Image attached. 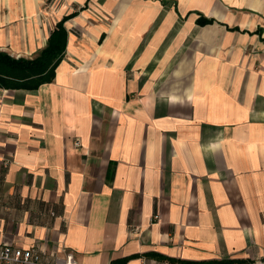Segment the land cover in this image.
<instances>
[{
    "label": "crops",
    "instance_id": "1",
    "mask_svg": "<svg viewBox=\"0 0 264 264\" xmlns=\"http://www.w3.org/2000/svg\"><path fill=\"white\" fill-rule=\"evenodd\" d=\"M70 15L54 80L0 87V246L264 256V0H0V51L37 56Z\"/></svg>",
    "mask_w": 264,
    "mask_h": 264
},
{
    "label": "trees",
    "instance_id": "2",
    "mask_svg": "<svg viewBox=\"0 0 264 264\" xmlns=\"http://www.w3.org/2000/svg\"><path fill=\"white\" fill-rule=\"evenodd\" d=\"M64 17L48 37L46 46L33 58H16L8 52L0 51V87L12 89H37L52 82L68 43V30ZM200 24L213 23L214 19L201 16ZM229 263V262H225ZM191 264H201L192 262ZM205 264V263H204ZM208 264H217L212 262Z\"/></svg>",
    "mask_w": 264,
    "mask_h": 264
},
{
    "label": "built area",
    "instance_id": "3",
    "mask_svg": "<svg viewBox=\"0 0 264 264\" xmlns=\"http://www.w3.org/2000/svg\"><path fill=\"white\" fill-rule=\"evenodd\" d=\"M137 229L135 227L134 231ZM0 262L8 264H77L74 255L65 249L60 254L46 255L38 246L20 247L11 243L0 246ZM252 264H264V256H257Z\"/></svg>",
    "mask_w": 264,
    "mask_h": 264
},
{
    "label": "rangeland",
    "instance_id": "4",
    "mask_svg": "<svg viewBox=\"0 0 264 264\" xmlns=\"http://www.w3.org/2000/svg\"><path fill=\"white\" fill-rule=\"evenodd\" d=\"M55 29V28H54ZM6 52V51H5ZM19 58V57H18Z\"/></svg>",
    "mask_w": 264,
    "mask_h": 264
}]
</instances>
